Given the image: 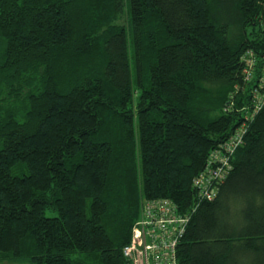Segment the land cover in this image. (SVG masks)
I'll use <instances>...</instances> for the list:
<instances>
[{"label":"trees","instance_id":"16d2710c","mask_svg":"<svg viewBox=\"0 0 264 264\" xmlns=\"http://www.w3.org/2000/svg\"><path fill=\"white\" fill-rule=\"evenodd\" d=\"M247 50L264 57V0H0V264H129L148 199L186 217L178 264H264Z\"/></svg>","mask_w":264,"mask_h":264},{"label":"built area","instance_id":"2783aa9c","mask_svg":"<svg viewBox=\"0 0 264 264\" xmlns=\"http://www.w3.org/2000/svg\"><path fill=\"white\" fill-rule=\"evenodd\" d=\"M245 79L252 82L250 104L254 111L264 108V57L257 58L251 50L243 55ZM245 114L248 113L244 108ZM247 118V117H246ZM239 127L208 161L204 178L195 183L202 186L201 196L212 199L214 187L230 170V157L241 144ZM186 217L177 213L173 203L167 199H148L141 207V215L132 231V238L123 248V256L129 264H178L176 248L184 231Z\"/></svg>","mask_w":264,"mask_h":264},{"label":"rangeland","instance_id":"374dc122","mask_svg":"<svg viewBox=\"0 0 264 264\" xmlns=\"http://www.w3.org/2000/svg\"><path fill=\"white\" fill-rule=\"evenodd\" d=\"M127 14L124 11L123 14H121L120 16H118L113 22L112 24L114 26H121V27H126L128 25V21H127ZM1 264H30L29 261H18L15 259H7L2 261Z\"/></svg>","mask_w":264,"mask_h":264}]
</instances>
